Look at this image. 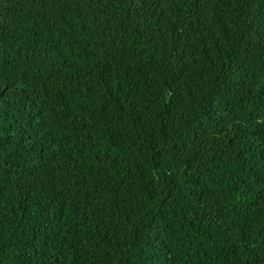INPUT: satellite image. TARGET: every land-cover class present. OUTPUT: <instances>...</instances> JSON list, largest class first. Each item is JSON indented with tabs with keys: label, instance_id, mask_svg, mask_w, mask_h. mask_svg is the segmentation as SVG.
<instances>
[{
	"label": "trees",
	"instance_id": "1",
	"mask_svg": "<svg viewBox=\"0 0 264 264\" xmlns=\"http://www.w3.org/2000/svg\"><path fill=\"white\" fill-rule=\"evenodd\" d=\"M0 77V264H264V0H0Z\"/></svg>",
	"mask_w": 264,
	"mask_h": 264
},
{
	"label": "snow or ice",
	"instance_id": "2",
	"mask_svg": "<svg viewBox=\"0 0 264 264\" xmlns=\"http://www.w3.org/2000/svg\"><path fill=\"white\" fill-rule=\"evenodd\" d=\"M154 2L155 0H128V4L130 5L133 11H138L142 6H146ZM189 3L192 6L193 14L198 15L199 5L201 3V0H189ZM253 3H255V0H240V6H244V5L251 6V4ZM128 15H131V12H129ZM2 79L3 77H0V80ZM15 87H16L15 81H9L6 84H0V98L6 95L7 92L13 90ZM157 99H159V97H157ZM257 99L260 101V104L258 105V109L260 107H264V97H257ZM37 135H39V132L37 133ZM2 149H3V143L0 142V150ZM249 152L250 150L245 151L243 153L238 150L237 159H239L241 155L248 156ZM249 164L251 165L252 170L256 172V175L259 176V181L257 182H264V156H261L254 160L251 156H249ZM17 166L18 165L15 161L9 159L6 156H3L2 152H0V184L4 183L3 180L4 172L7 170H11L12 172H14ZM38 170L39 169H36L35 171ZM35 171H33V175H35ZM217 175L220 178L219 180L216 179ZM228 175L229 173L222 169L219 173L213 172L211 179L214 183H222L224 179L228 178ZM231 175L235 176V172H232ZM239 191H241V189L238 186L235 188H232L231 186L228 187V189L224 191L223 193L224 199L220 200V203L223 204L224 201L227 199H234L235 192H239ZM238 203L239 201H237V204ZM192 220L194 222L199 220V214L197 213L196 215H194L192 217ZM217 223H219V220H217ZM169 238L170 237H162L159 240L153 238L151 247H153L155 251L152 253L150 259L153 260L155 264H178V261L172 258L173 255L172 248L169 247L167 243ZM146 239L147 238H145V240ZM158 257H160V259H158ZM55 264H61V262L57 260Z\"/></svg>",
	"mask_w": 264,
	"mask_h": 264
}]
</instances>
